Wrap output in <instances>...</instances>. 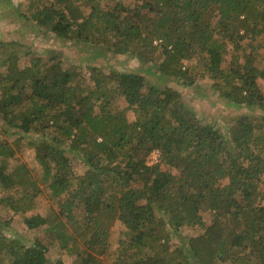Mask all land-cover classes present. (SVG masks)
I'll use <instances>...</instances> for the list:
<instances>
[{
	"label": "trees",
	"instance_id": "obj_1",
	"mask_svg": "<svg viewBox=\"0 0 264 264\" xmlns=\"http://www.w3.org/2000/svg\"><path fill=\"white\" fill-rule=\"evenodd\" d=\"M27 4V16L56 36L100 44L98 57L128 53L186 86L205 79L229 104L264 110L257 82L264 72L249 54L243 60L232 54L222 66L224 50L213 39L239 40V30L260 25L264 47V0ZM45 50L32 53L23 67L18 55L0 59L6 63L0 131L14 137L0 136V209H32L38 180L58 207L26 219L28 227L40 229L29 243L0 231V264H64L61 256L71 264H102L99 255L108 245L103 221L114 220L124 229L112 264H264V133L255 135L264 131V113L241 114L222 134L201 123L171 86L146 88L142 74L114 66L63 65L60 52ZM186 61L198 66L197 76ZM22 149L35 157L40 179L23 163L8 168ZM153 149L159 161L149 164ZM204 209L212 212L207 225ZM184 226L204 231L171 247L169 239Z\"/></svg>",
	"mask_w": 264,
	"mask_h": 264
},
{
	"label": "rangeland",
	"instance_id": "obj_2",
	"mask_svg": "<svg viewBox=\"0 0 264 264\" xmlns=\"http://www.w3.org/2000/svg\"><path fill=\"white\" fill-rule=\"evenodd\" d=\"M37 1L35 5H38ZM122 2L127 5L131 4L132 0H122ZM80 3V2H79ZM27 0H0V59L4 58L11 59L14 55L20 57V62L23 64L18 65L23 67V65L28 61V59L33 54H43L44 49H54L61 53L63 58L62 64H72L80 66L82 70H85L87 64L100 66L104 71L110 70L109 68L120 69L123 71H136L145 77V86H150L152 84L163 87L165 85L171 86L181 93L182 100L192 107L199 121L203 124H211L222 134L229 133V126L232 125L235 120L245 113H255L256 115L263 114L264 110L258 107L249 108L246 106H236L226 102L217 91L210 87V81L202 80L196 85L186 86L181 80L164 76L159 73L156 69V65L152 62H142L138 58L132 55L122 54L116 55L109 53L106 57L96 56V50L101 49V45L98 43L90 42H73L70 40L63 39L51 33L46 25H40L36 23L33 19L29 18L27 15ZM81 8L86 12L87 5L85 3H80ZM106 6V5H105ZM110 6V5H108ZM20 7L21 13H18V8ZM262 26H248L247 30H239L235 36L239 37L237 39H226L219 36H214L213 39L219 41L221 50L223 49V54L221 53L222 66L228 65L232 54L240 56L243 60V55L249 54L252 58L253 64L256 65L261 71L264 72V47L262 45V33L257 32ZM11 41V42H9ZM213 43V40H212ZM45 50V51H46ZM33 53V54H32ZM187 66L198 74V66L190 64V62H185ZM5 66L0 64V72L4 71ZM261 91L264 93V77H260L257 80ZM119 105L123 108V115L128 120H132L133 112L127 105V102L123 99H119ZM264 131H256L255 135H260ZM8 139L0 131V136ZM13 136L8 140L12 141ZM159 161V160H158ZM149 164L156 163L153 160H149ZM19 163L25 164L29 169L33 170L34 175L37 179H40L42 172L37 166V162L33 154L27 150L22 149V152H16L12 158H10L8 163V168L11 169L17 166ZM78 171L82 167V164L76 165ZM261 180V190L264 191V174L260 176ZM39 181V186L41 188L36 200L35 205L32 209L26 210L24 212H14L9 210L7 207L5 210L0 209V231L9 239L17 240L22 243H29L35 236L40 233L39 228H30L25 223L27 218H34L44 216L51 210H56L58 203L55 199H49L47 197V189L45 183L42 180ZM226 182V180H223ZM1 195V192H0ZM201 217L204 225L210 223L212 218V212L209 209H204L201 211ZM35 222V220L33 221ZM104 229L107 230L104 233ZM124 228L119 224L118 221L113 222L103 221L102 234L107 241V249L104 255H99L102 260V264H112L113 260L117 255L118 246V236L119 232ZM204 231L203 227L199 226H184L181 228L174 236L169 239V245L174 247L178 245L183 237L190 235H197ZM50 256L52 259L59 257L54 247L51 248ZM64 260V264H71V261L66 260L65 256H61Z\"/></svg>",
	"mask_w": 264,
	"mask_h": 264
},
{
	"label": "built area",
	"instance_id": "obj_3",
	"mask_svg": "<svg viewBox=\"0 0 264 264\" xmlns=\"http://www.w3.org/2000/svg\"><path fill=\"white\" fill-rule=\"evenodd\" d=\"M158 157H159V151L156 149V150H152L149 154V160H153L155 162L158 161Z\"/></svg>",
	"mask_w": 264,
	"mask_h": 264
},
{
	"label": "clouds",
	"instance_id": "obj_4",
	"mask_svg": "<svg viewBox=\"0 0 264 264\" xmlns=\"http://www.w3.org/2000/svg\"><path fill=\"white\" fill-rule=\"evenodd\" d=\"M153 150H156V149H153Z\"/></svg>",
	"mask_w": 264,
	"mask_h": 264
}]
</instances>
